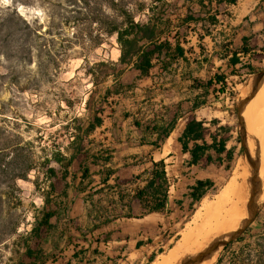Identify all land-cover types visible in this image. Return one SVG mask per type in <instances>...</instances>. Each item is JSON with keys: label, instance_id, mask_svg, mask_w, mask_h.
Masks as SVG:
<instances>
[{"label": "crops", "instance_id": "1", "mask_svg": "<svg viewBox=\"0 0 264 264\" xmlns=\"http://www.w3.org/2000/svg\"><path fill=\"white\" fill-rule=\"evenodd\" d=\"M166 1L165 10L136 17L154 32L140 45L160 48L151 69H137L138 56L122 65L116 42L100 110L76 132L62 162L51 163L53 190L46 194L54 215L41 231L55 242L46 264L150 262L174 238V216L193 203L191 187L212 180L222 155L211 150L212 162L191 164L181 136L194 119L204 122L207 144L218 136L230 106L216 77L231 83L251 75L245 66L254 56L264 59V0Z\"/></svg>", "mask_w": 264, "mask_h": 264}, {"label": "rangeland", "instance_id": "2", "mask_svg": "<svg viewBox=\"0 0 264 264\" xmlns=\"http://www.w3.org/2000/svg\"><path fill=\"white\" fill-rule=\"evenodd\" d=\"M129 1L133 7L152 3ZM84 10L88 9L75 0H0V148L6 149L5 162L12 171L7 177L0 175V190L5 193L0 204V264H46L53 258L50 250L55 238L50 245L44 241V230L33 232L36 216H41L44 207L43 196L53 183L43 163L54 152L71 147L77 127H84L100 110L104 80L112 71L107 65L116 56L115 37L104 38L99 45L90 41V36L97 38L100 34L99 25L86 23ZM253 58L250 64L254 74L230 79V87L235 90L230 89V108L217 129L227 139V148L233 150V159L223 155L222 163L217 160L211 172L215 189L193 208L174 216L171 243H165V248L145 264L159 262L182 243L185 233L202 223L198 218L199 214L203 216L202 202L213 203L239 160L247 158L242 107L251 96L243 116L249 142L264 97L262 80L243 96L256 75L264 71L263 57ZM102 63L106 66L99 67ZM30 164L34 169L26 180L11 179L13 172L23 171ZM258 180L261 193L255 217L241 238L221 249L212 264L257 263L254 248L257 244L264 247V181L260 177ZM226 237L204 245L198 255ZM28 251L41 260L36 263Z\"/></svg>", "mask_w": 264, "mask_h": 264}, {"label": "trees", "instance_id": "3", "mask_svg": "<svg viewBox=\"0 0 264 264\" xmlns=\"http://www.w3.org/2000/svg\"><path fill=\"white\" fill-rule=\"evenodd\" d=\"M79 2L84 10V20L89 24H98L100 34L97 38H92L90 36V41L94 45H99L104 38L115 37L116 42L118 43L120 50L122 52L120 63L122 65L130 64L135 56H138V61L135 64V67L139 69L142 73L147 74L149 69L152 67L151 59L153 55L160 50L159 47L151 50L149 47L145 48L140 45L142 40L153 41L154 32L149 25H142L141 22L136 21L137 13L143 10H165L167 1L166 0H152L151 4L137 3L133 7L132 3L129 0H75ZM236 0H230L234 3ZM105 36V37H101ZM239 60H234V63H237ZM106 64L102 63L99 67H105ZM107 66H110L111 70L114 71L115 67L112 66V63H108ZM249 68L250 74H254V69L251 66H245ZM107 78V77H106ZM105 81V80H104ZM264 83V78L262 79ZM211 84V82L209 83ZM216 85L221 86V93L227 92L228 82L227 78L224 76H217L215 80ZM101 104V101H100ZM97 113V112H96ZM97 124H100L101 119L96 118ZM83 129L82 126L77 127V131L81 132ZM93 127H90L87 131L92 130ZM222 131L226 132L227 130L221 128ZM205 126L204 122L191 120L185 131L181 136V142L185 151H190L192 158L191 164H198L204 157H207L208 162H212L213 159L208 155V152L214 150L218 155H226V158L233 159V150L227 148V139L223 136H213L212 143L207 144L205 141ZM86 131V132H87ZM84 133V135L86 134ZM192 143V146L190 144ZM6 149L0 148V175L9 176L12 172L9 170V163L5 162L6 158ZM219 162H223V158H218ZM62 162V152H54L50 158L45 160L43 166H45V173L48 177H52L55 174V169L51 167V163ZM34 169L33 165H27L23 171L14 173L11 177L13 180L17 179H27L28 174ZM148 188H151V184ZM53 190L52 185H50V190ZM215 189V183L211 179L197 180L195 184L190 189V197L192 198L193 203L190 208H193L196 204L200 203L212 190ZM50 193V192H49ZM2 194H5L0 190V204L2 202ZM44 207L41 210V216H36L35 226L33 228L34 234L39 233L42 229H50L52 226L50 220L53 217V213L47 210V205L50 204L47 194L43 196ZM16 227L13 229L15 232ZM241 238V237H240ZM260 243V242H259ZM257 256L256 264H264V247L262 244H257L254 248ZM28 254L33 257L34 261L37 263L41 260L39 255L33 256V252L28 251ZM41 254V253H40ZM23 264V263H19Z\"/></svg>", "mask_w": 264, "mask_h": 264}, {"label": "bare ground", "instance_id": "4", "mask_svg": "<svg viewBox=\"0 0 264 264\" xmlns=\"http://www.w3.org/2000/svg\"><path fill=\"white\" fill-rule=\"evenodd\" d=\"M248 94L246 93L243 96ZM250 97L246 98L241 115L247 153L254 159L256 164L246 157L240 159L232 177L216 200L213 203L211 202V204L207 203L206 200L202 202L201 210L203 216L201 217V214L198 215L202 223L197 225L196 229L185 233L182 243L154 264H177L182 260L186 262V260L196 257L204 249V245L213 240L217 241L222 236L231 235L240 228L245 218V209L255 177L259 176L264 181V97L263 103L256 114V127L253 129L248 142L243 116ZM215 258L217 256L202 264H212Z\"/></svg>", "mask_w": 264, "mask_h": 264}, {"label": "water", "instance_id": "5", "mask_svg": "<svg viewBox=\"0 0 264 264\" xmlns=\"http://www.w3.org/2000/svg\"><path fill=\"white\" fill-rule=\"evenodd\" d=\"M263 77H264V71H262L261 73L257 74L256 78L254 79V81L250 84L248 91H246L244 94L255 90L258 87V85H259V83H260V81L262 80ZM239 104H240V102H239ZM243 146H244L247 158L251 162L256 164L254 159L247 153V149L245 147V142H244ZM258 178H259V176H256L255 179H254L253 188H252V191H251L248 203H247V208H246V211H245V218L242 221V224H241L240 228L235 233H233L231 235H228V237L222 239L218 243L212 245L211 247H209L208 249L203 251L200 255L196 256L195 258H192L191 260H188V261L184 262L183 264H202L205 261L210 260L214 256H218L220 251H221V249H223L229 243L237 240L245 232V230L247 229L249 223L255 217L256 212H257V208H258L257 198H258V195L260 193Z\"/></svg>", "mask_w": 264, "mask_h": 264}, {"label": "built area", "instance_id": "6", "mask_svg": "<svg viewBox=\"0 0 264 264\" xmlns=\"http://www.w3.org/2000/svg\"><path fill=\"white\" fill-rule=\"evenodd\" d=\"M230 86H232L231 83H228L227 92H226V93H228V94L230 93V89H231V90H235V87L232 88V87H230Z\"/></svg>", "mask_w": 264, "mask_h": 264}]
</instances>
